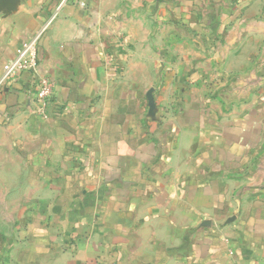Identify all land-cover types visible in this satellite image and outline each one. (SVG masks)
Instances as JSON below:
<instances>
[{
    "label": "crops",
    "instance_id": "obj_1",
    "mask_svg": "<svg viewBox=\"0 0 264 264\" xmlns=\"http://www.w3.org/2000/svg\"><path fill=\"white\" fill-rule=\"evenodd\" d=\"M81 1L0 0V264H264V0Z\"/></svg>",
    "mask_w": 264,
    "mask_h": 264
},
{
    "label": "built area",
    "instance_id": "obj_2",
    "mask_svg": "<svg viewBox=\"0 0 264 264\" xmlns=\"http://www.w3.org/2000/svg\"><path fill=\"white\" fill-rule=\"evenodd\" d=\"M73 2L79 6H85V3L81 0H73ZM48 27L49 26H46L37 36L24 43L19 54L4 65L3 73L0 78L1 89L16 83L19 76L23 73L30 72L36 76V91L32 96L38 108L36 114L38 116L46 115V110L53 101L55 95V82L43 75L39 68V42Z\"/></svg>",
    "mask_w": 264,
    "mask_h": 264
},
{
    "label": "rangeland",
    "instance_id": "obj_3",
    "mask_svg": "<svg viewBox=\"0 0 264 264\" xmlns=\"http://www.w3.org/2000/svg\"><path fill=\"white\" fill-rule=\"evenodd\" d=\"M46 76V75H45ZM48 77V76H47ZM262 132H263V134H262ZM251 133H252V140H256V139H258L259 137H263V135H264V131H260V130H258V129H253V130H251ZM242 152H243V149L241 150ZM240 151V152H241ZM242 163H243V161L242 160H238V161H235L234 162V165H235V167H237V168H239V166H241L242 165ZM216 168H221V166H217ZM250 168V167H249ZM237 177V176H236Z\"/></svg>",
    "mask_w": 264,
    "mask_h": 264
}]
</instances>
